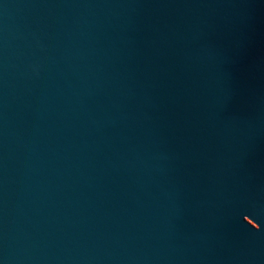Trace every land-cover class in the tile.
Masks as SVG:
<instances>
[{
  "label": "water",
  "instance_id": "95a60500",
  "mask_svg": "<svg viewBox=\"0 0 264 264\" xmlns=\"http://www.w3.org/2000/svg\"><path fill=\"white\" fill-rule=\"evenodd\" d=\"M0 264H264V0H0Z\"/></svg>",
  "mask_w": 264,
  "mask_h": 264
}]
</instances>
